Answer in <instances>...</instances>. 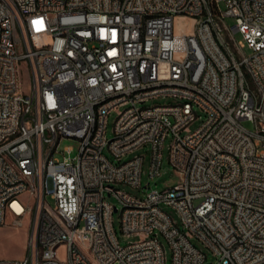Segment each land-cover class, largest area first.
Wrapping results in <instances>:
<instances>
[{
    "label": "built area",
    "instance_id": "built-area-1",
    "mask_svg": "<svg viewBox=\"0 0 264 264\" xmlns=\"http://www.w3.org/2000/svg\"><path fill=\"white\" fill-rule=\"evenodd\" d=\"M167 138L177 183L117 186L142 188L144 155L105 149L148 145L152 178ZM119 209L139 236L126 245ZM8 214L26 243L0 264H264V0H0V226Z\"/></svg>",
    "mask_w": 264,
    "mask_h": 264
},
{
    "label": "rangeland",
    "instance_id": "rangeland-1",
    "mask_svg": "<svg viewBox=\"0 0 264 264\" xmlns=\"http://www.w3.org/2000/svg\"><path fill=\"white\" fill-rule=\"evenodd\" d=\"M221 6L224 7V3H221ZM177 19L175 21V24H177ZM190 22V21H188ZM226 22L228 25H233L235 23L234 18L228 16L226 18ZM234 36L236 39H241L242 35L239 32H235ZM247 52H250L249 48H246ZM19 87L21 91L27 92L30 88V74H29V69L28 65L24 61L19 62ZM172 100L171 98H158V99H153V100H148L145 104L146 105H152L156 102L162 103V102H167ZM200 112V111H199ZM116 117V112H113L112 114L109 115L108 117V129H107V135L108 137H111L113 134V122ZM204 119V115H201L200 117H197L191 124L190 127L192 129L198 127L202 120ZM245 124L248 127H251V123L246 121ZM169 138H167L164 141L163 144V161H162V168H161V174L156 175L154 177H150L148 175L149 171V163L151 159V153H150V148L149 146H143L137 150H135L132 153H129L125 156H123L121 159H116L114 156L110 155L108 149H105V154L110 157L114 162H121L124 160L129 159L135 154H143L144 155V163H143V170L144 173L142 174V188H136L130 185L126 184H118L117 186L126 189L127 191L131 192L132 194L142 197L145 195V193L154 188L161 189L166 186H172L173 184L177 183L179 181L178 173L174 169V167L171 165L168 159V148H169ZM79 140L73 137H64L60 140L57 151H58V156L60 158L65 156H71L73 157L74 155L77 154L78 148H79ZM67 146L72 147V150L70 152L66 151L65 148ZM147 182H149V186L147 185ZM108 199L113 202L117 203L115 198L112 196H108ZM164 209L170 212L174 217H176V213L171 208L170 206L163 205ZM12 221V216L10 214L7 215L6 217V224L0 226V258H21L24 255V248H25V243H26V235H27V226L28 222L25 220L24 225L15 227L11 225ZM180 223V222H179ZM113 224L115 231L117 233V237L120 241V244L126 245L129 242L136 241L139 239V236L137 235H126L122 232L120 226H121V214H120V209L118 211H115L113 213ZM160 240L163 241L165 244L167 251L170 255V250L168 243L166 242L165 238L159 234ZM193 243L198 246L199 248H202L206 255H207V261L214 260L215 257L211 254V251L206 248L201 241L198 239L194 238L192 239ZM61 257H64V251H61ZM118 264V263H114Z\"/></svg>",
    "mask_w": 264,
    "mask_h": 264
},
{
    "label": "bare ground",
    "instance_id": "bare-ground-1",
    "mask_svg": "<svg viewBox=\"0 0 264 264\" xmlns=\"http://www.w3.org/2000/svg\"><path fill=\"white\" fill-rule=\"evenodd\" d=\"M96 105H103V98H96Z\"/></svg>",
    "mask_w": 264,
    "mask_h": 264
}]
</instances>
